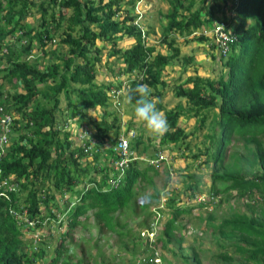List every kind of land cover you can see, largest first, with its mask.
Wrapping results in <instances>:
<instances>
[{"label": "trees", "instance_id": "obj_1", "mask_svg": "<svg viewBox=\"0 0 264 264\" xmlns=\"http://www.w3.org/2000/svg\"><path fill=\"white\" fill-rule=\"evenodd\" d=\"M165 2L166 10L157 13V21L162 17L165 21L159 22V29L155 32L153 28L143 31L133 23L135 16L129 13V8L134 0H128L129 8H120V0H0V46H4L6 51L0 54V103L13 114L4 140L0 142V181L5 180L0 182V264H38L36 261L43 253L39 247L31 250L33 245L37 246L32 233L42 230L45 217L50 218L49 222L57 223L56 194L67 193V196L75 195L77 198V202L69 206V198L65 194L67 199L61 202L64 208H68L65 212L67 229L75 227L79 223L78 217L90 211L99 229L104 227L113 231L124 226L125 229L122 228L118 234L128 233L126 224H121L116 216L126 207L129 210L133 208L132 186L136 179L145 185L142 189L149 187L156 193L157 188L153 178L145 175L135 161L130 162L121 180L110 183L107 159L114 153L111 147L119 135V116L115 111H107L109 119L102 116L95 121L85 115V110L96 106L106 108L110 97H114L113 89H119L122 82L127 86L122 94L125 100L130 89L137 84H145L152 89L157 108L162 110L159 98L166 86L162 79L164 67L176 63L183 72L194 59L193 55L180 53L175 36L184 38L203 27L211 29L214 22L221 24L223 30L234 38L226 43L227 56H217L222 60L225 72L215 79L194 73L172 87L174 97L183 98L185 105L178 102L163 110L169 127L162 137L158 136L157 144H178L193 129L203 124L209 126L210 131L203 134L208 142L203 149H212L204 160L205 164L210 157L212 161L210 195H228L235 190L238 196L251 199L250 195L254 194L261 203L256 213L249 206V214L233 211L217 224H210L211 233H217L214 239L221 246L224 247L226 241L235 253L249 257L254 264H264V141L258 136L264 135V0ZM119 12L121 17H116ZM26 15L36 25H29L28 20L23 22ZM232 20L235 22L231 23ZM148 33H158L156 42L169 53L155 50L154 43L144 39ZM55 35L66 46V50L56 56V61L40 64L37 60L21 57L30 55L33 43L42 47ZM124 35L132 38L133 44L124 49L115 47V40ZM21 39H26V42L20 44L16 51L13 47ZM192 39L198 43L208 41L211 49L217 52L221 49L215 37L207 38L200 31ZM96 40L110 43L111 56L117 57L121 63L111 82L96 84L93 81L94 66L99 60V50L94 45ZM3 81L12 88L20 86L21 92H5L2 96ZM61 92L66 106L64 112L61 110L58 114V95ZM37 94L40 98L36 97ZM131 103L136 106L135 97ZM208 109H216L213 114L217 113L218 117L206 120L204 112ZM180 116L194 118L196 123L189 133L177 124ZM71 120L91 125L94 132L88 138L91 135L99 146H103V141L107 144L102 148V156L90 151L91 160L86 161L84 148L87 141L83 146L73 144V132L66 129ZM233 134L242 138L246 149L237 160L242 164L232 165L233 161L225 168H217ZM146 138L147 141L151 139L150 136ZM131 140L137 153L149 156L154 152L151 140L144 141L141 134ZM184 146L187 148V141H184ZM199 154H202L201 150L191 157L197 159ZM228 168H233L234 172L226 173ZM80 182L90 186L78 190L75 185ZM216 182L224 185L218 187ZM192 185L188 187L197 190V184L194 182ZM165 205L172 211L160 229L164 237L163 247L174 237L176 219L184 211L171 200ZM139 206L143 208L146 204L140 203ZM149 214L151 212L146 209L145 217L138 220L136 226L148 229ZM136 232L138 238L140 230L136 229ZM64 235L60 236L54 255L43 264H68L67 258L63 257L66 249L63 247ZM131 237L136 239L135 235ZM190 256L193 264H201L197 251L192 247ZM218 256L224 261L231 260L226 253H218ZM150 257L148 255L146 259Z\"/></svg>", "mask_w": 264, "mask_h": 264}, {"label": "rangeland", "instance_id": "obj_2", "mask_svg": "<svg viewBox=\"0 0 264 264\" xmlns=\"http://www.w3.org/2000/svg\"><path fill=\"white\" fill-rule=\"evenodd\" d=\"M94 1L96 2V0ZM102 1L105 2L106 0ZM227 1L229 2V0ZM120 5V8L131 7L128 5V0H120ZM166 8L167 4L165 0H134L132 7L129 8V13L135 16L133 23L140 26L143 31L146 30V28H153L155 32H157L159 29V22L163 23L165 21L164 17L157 21V13L164 12ZM119 14L116 17H121L122 13L119 12ZM24 20H28L29 25H36V22L32 21L30 16L28 17L26 15L22 21L24 22ZM233 22L235 21L232 20L231 23ZM197 34L198 31H195L184 38L179 35L175 36V42L179 46L180 53L193 55L194 59L191 64L186 66L183 72H180L181 70L176 65V63L164 67L162 71V79L165 80L166 86L162 88V95L160 98L163 109L167 108L171 104H175L176 99L178 98L174 97L172 87L179 83L178 81L181 83L184 77L196 73L202 77L215 79L219 76V74H224L225 72V68L221 63L222 60L217 58L215 50L211 49L209 42L205 41L198 43L192 39V37L197 36ZM144 39L146 41L153 42L155 50H159L165 54L169 53V51L163 45H159V43L156 42L158 39V33H148ZM59 40L60 38L58 35H55L52 37L50 42H47L42 47H38L33 43L31 45L32 49L30 55H22L21 57H25L27 60H37V62H40V64L56 61V56L66 50V46L61 44ZM25 42L26 39H21L19 43L13 48L18 51L19 45L25 44ZM133 42L134 41L132 38H128L124 35L121 38L119 37L115 40V47L124 49L133 44ZM94 45L99 50V60L94 66L95 76L93 81L96 84L101 82H111L114 80L116 70L121 63L117 57L111 56L110 43L96 40ZM52 51H54V53ZM3 85L4 87L2 96H4L5 92L11 93L13 91L21 90L20 86L12 88L6 81H3ZM125 91L126 90H124L121 94L119 93L117 97L111 96L108 100V106L106 108L96 106L92 109H86L85 115L90 116L95 121H98L102 116H104L106 119H109V115L106 113L107 111H115L119 116V132L123 131V128H125L127 125L128 130L130 128L132 129L133 137L141 134L142 137L150 136L151 139H153V142L157 141L158 136L151 133L146 128L145 124L135 117L134 105L132 103H128L124 96H122ZM39 96L40 95L37 94L36 97L38 98ZM58 97V106L60 110L57 113L59 114L61 110L64 112L66 100L63 97L62 92L59 93ZM152 99L154 100V98ZM179 103H184L185 105V101H179ZM215 111L216 109H208L206 112H204L206 120H209V118H212V116L218 117L217 113L213 114ZM76 123L77 121L71 120L66 126V129H71L73 132L71 133V140L73 141V144L75 143L76 145L83 146L82 144L87 141V146L89 149H91L90 151L92 152L94 151V148H96L95 152H97L98 157L102 156V148H104V145L107 144L103 141V146L97 145V142L91 137L94 130L91 128V125H89L88 122L83 124L81 122L82 125L79 122L77 124ZM195 123L196 122L193 117H179L177 120V124H180L183 128V131L186 133L194 128ZM209 131V126L203 124L202 127L193 129L191 133L188 132L189 134L186 135V138L184 139V141H187V148L184 146V141L173 145V147H165L170 151L173 157V163L177 166L172 179L173 181L164 177L162 173H158V175L154 177L153 182L159 191L164 188L169 189L171 186L175 189V191L179 192L178 198L172 194L171 201L175 205L184 208L183 213H181L176 219L174 237H171L170 241L165 245V247H163L164 241L162 239L164 237L160 234V229L162 227L161 223L165 220V218L171 215L172 210L170 211L163 205L164 202H161L160 196L159 201L157 202H154L156 201L153 197L154 194L151 197H144L142 194H150L151 190L149 187L142 189L141 187L145 186L142 183L136 185V187L133 189V208H130L131 210H129L126 207L119 211L118 215L116 216L117 220L121 224H126L125 227L129 229L128 233L118 234V231H123L121 229L124 228V226L116 227L113 231H108L104 227L99 229L95 225V221L89 212L78 218L80 225L77 228L73 227L67 229L65 226L67 220H62L63 216L60 220L61 227L58 226V223L49 222L50 220H48L44 225L41 226L43 236L41 241L37 243L38 247L43 253V261L45 260L48 262L51 259L53 256L52 252L59 240V237L61 234H66L64 235L66 236V240L63 244V247L66 249L63 252V257L67 258L68 264H82L84 262L96 264H145L148 261L146 259L148 254L152 255V257L158 256L159 254L163 259L169 262L167 264H193L190 256L191 247L197 251L201 264H254L253 260L249 257L245 258V256L235 253L233 251L232 245H230L228 242L224 241V247L221 246L220 242L217 243L214 239L217 233H211L212 228L210 224H217L222 217L228 216L233 211L245 212L249 214V206H252L254 213H256L258 206L261 203H259V199L257 196H254V194L250 195L253 197V199H251L249 196H238L237 193H235V190L230 191L228 195L222 193L214 197L210 195L208 189L210 187L211 181L210 175L212 173V161L210 160L211 157L208 159L206 164L204 160L210 156L212 149H203V146L208 143L207 139L203 137V134ZM89 134H91L90 138H88ZM131 136L132 134L130 137ZM258 136L262 141H264L263 134H259ZM247 145L252 147L251 143H247ZM197 150H201L202 154H199L197 159H193L191 154L196 153ZM245 151L246 149L243 148V141L241 137L233 134L230 136L229 141L224 149V159L220 166L217 165V168H225L224 166L231 164L233 161L234 164L232 165L242 164L238 163L237 160L239 155L245 154ZM87 156H90V158L88 157L86 161H90L91 155L87 153L86 157ZM80 161H82V159H80ZM184 166L186 169L180 170ZM233 170V168H228L226 173H233ZM258 172L259 171H256V173ZM187 174L194 175V179L190 180L189 182H195L197 184L195 195L192 194V190L186 187L190 186L186 182V180H189V178L183 177L187 176ZM216 183L218 187L224 185L222 182ZM87 186V183L80 182L77 184L76 188L78 189ZM237 190L238 189H236V191ZM253 192L255 191L253 190ZM65 194L68 195L67 193ZM58 196L59 195L57 194L55 196L58 203L69 198V196L66 199H64L63 196L61 198ZM161 196H164V194ZM175 199H177V201H175ZM69 201H72V199L69 198ZM185 201H187L189 205L184 203ZM140 203L146 204V207L140 208ZM160 203L163 205V211L159 212L157 217L158 223H152L151 231L145 226H136L138 220L145 217L147 207L148 211L152 212V214H149L148 218L152 220L154 216L153 210H156V206H158L157 209H160ZM63 206V204H59V211L60 207ZM56 213H58V210H56ZM150 220L149 226L151 225ZM136 229L140 230V232H144L142 235L139 232L138 238ZM131 235H135L136 239L132 238ZM25 237H28V235H25ZM137 240H139L140 243H133ZM130 241L131 243H128ZM125 245H127L126 250ZM140 251L142 252L140 253ZM218 253H226L231 257V260H222L221 257L218 256ZM78 259L82 261L78 262Z\"/></svg>", "mask_w": 264, "mask_h": 264}, {"label": "clouds", "instance_id": "obj_3", "mask_svg": "<svg viewBox=\"0 0 264 264\" xmlns=\"http://www.w3.org/2000/svg\"><path fill=\"white\" fill-rule=\"evenodd\" d=\"M215 25H216V23L214 22L213 27ZM213 27L211 29H206V27H203L199 31H200V33L202 35H204L207 38L215 37L213 32H212ZM199 31H198V33H199ZM0 47L4 48V46H0ZM214 50H215L216 55L220 56L222 58H225L227 56L228 52H229V50H227L225 53L222 54L220 52H217L216 49H214ZM5 52L6 51H3L1 53H5ZM126 87L127 86H126L125 82H122V85H121V87L119 89H113L114 92L111 91V92H109V94H111L113 92L114 97H117L119 95V93L121 94V93H123L124 90H126ZM21 90L18 91V92H21ZM134 97H135V105H136V106H134L135 107V109H134L135 117L139 121L143 122L145 124L146 128L151 133H153L156 136L162 137L168 131V127H169L166 117L162 114L163 110H167V109L173 107L174 105H172L171 107H167L165 109L162 108V110H159L157 108V102L155 101V97H152V89L148 85H145V84H137L134 88L130 89L129 95L127 97L128 102L131 103ZM152 98H154V100ZM160 98H159V100H160ZM0 105H2L4 107V110L6 111L4 104L0 103ZM161 111H162V113H161ZM10 115L13 116V114H10ZM180 117H182V116H180ZM121 132H119V135L116 137V140H115L114 144L111 147V149H112V151L114 153L112 154L111 157H109L107 159L108 160V165H109V170H108V173H107V177L110 179V183L111 184L121 180L123 175H124V172H125L126 168L129 166L130 162H134V161L137 162V165H138L139 168H143L142 171L145 173V175L151 176L153 178V181H154V177L156 175H158V173H162L164 175V177H166L169 180L173 179V176L175 174L177 166L173 163V157H172L170 151L167 148H165V147H167V146L168 147H173V145H175V144L158 145L157 141L153 142L152 141L153 139H149L148 141L151 140L150 145H152V147H154V152L151 155L148 156V155H145V154H139V153H137L136 149L132 148L133 144H132V140L131 139L133 137V132H132L131 128L129 130H126V131H125V128H123V131H121ZM131 134H132V136L130 137ZM80 137H82V136H80ZM81 139H83V138H81ZM142 139L144 141H147L146 140L147 139L146 136L142 137ZM82 145H84V144H82ZM84 150H86V153L90 154V150L91 149H89L88 146H86V148H84ZM94 151H95V148H94ZM88 157L90 158V156H87L86 159ZM185 169L186 168L184 166L180 170H185ZM185 173H187V172H185ZM189 173H192V172H189ZM192 175L193 174H187V176H183L185 178H189V180H186V182L189 185H192V183L189 182L190 180H192ZM138 184H142V181L140 179H136V182L132 186V190ZM76 186L77 185H75V187ZM89 186H90V184H88L87 187L78 188V190H80L82 188H84V190H85ZM186 187L188 189L192 190L191 191L192 194L195 195V192L193 191L195 189L193 187L192 188H189L188 186H186ZM150 193H153V192L151 191ZM153 194H155L157 196V197L153 196L154 199L156 200L154 202L159 201V196H160L161 202H164L163 205L166 207L165 204L167 203L168 200H171L172 194H174V196L178 198L179 192L175 191V189L170 186L169 189L164 188V189H162L160 191L157 189L156 193L154 192ZM162 194H164V196H161ZM64 195L65 194L59 195L58 197L61 198L63 196L64 199H65L67 195L66 196H64ZM151 196H149V197H151ZM147 197H148V194H147ZM69 198L72 199V201H69V206H71V205H73L74 203L77 202V198L75 197V195H73L72 197H69ZM55 199H56V203L58 205V207H57V210H58L57 217L58 218L57 219L61 223L60 220H61L62 216H63L62 220H67L66 216H65V212H67L68 208L67 207L66 208H64V207L61 208L60 207V210L64 209L62 211L63 213H60L59 204L61 205V202L58 203L56 197H55ZM175 201H177V199H175ZM187 201H185L184 203L189 205V203ZM160 205H161V203H160ZM163 205L159 206L160 209H157L158 206H156V210H153V212H154L153 219L152 220L149 219L150 220V224H151L149 226V230L150 231H151L152 223L153 222L158 223L157 217L159 215V212L163 211L162 210ZM166 208L169 209L168 207H166ZM147 210H148V207H147ZM88 212L90 214V211H87L86 213H88ZM151 214H152V212H151ZM48 220H50V218L45 217L43 219L42 225H44ZM58 221H57V223H58ZM79 225H80V222L75 227L77 228ZM60 227H61V225H60ZM143 233H144L143 231L140 232L141 235ZM25 235H28V234L26 233ZM32 235L34 236L33 242L38 243L42 239L43 232H42V230H40V231H37L35 233H32ZM36 243H34V244H36ZM37 248H38V245L37 246L33 245L31 247V250H36ZM42 255H41L40 258L37 259L36 263L43 264V262L45 260L43 261V256ZM52 255H54V250L52 252ZM148 255H150V254H148ZM147 262L153 263V264H167V263H169L168 261L163 259L159 254H158V256H154V257H152V255H151V257L148 259Z\"/></svg>", "mask_w": 264, "mask_h": 264}, {"label": "built area", "instance_id": "obj_4", "mask_svg": "<svg viewBox=\"0 0 264 264\" xmlns=\"http://www.w3.org/2000/svg\"><path fill=\"white\" fill-rule=\"evenodd\" d=\"M212 32L215 36V40L218 43V46L221 45V49L219 50V52L222 54L225 53L228 49L226 43L228 41L233 40L234 38L228 34V31L223 30V26L221 24H216L213 27ZM3 51H5V49L3 47H0V53ZM11 118H12V115L7 113L4 110V107L0 105V142H3L4 140L5 132H7V127H8V124ZM2 181H5V180H2ZM0 194H1V191H0ZM29 224H32V223L29 222Z\"/></svg>", "mask_w": 264, "mask_h": 264}, {"label": "crops", "instance_id": "obj_5", "mask_svg": "<svg viewBox=\"0 0 264 264\" xmlns=\"http://www.w3.org/2000/svg\"><path fill=\"white\" fill-rule=\"evenodd\" d=\"M193 75V74H192ZM184 79H185V77H184ZM184 79L181 81V82H183L184 81ZM179 83H180V81H178ZM183 98H181V99H176V102H175V104L176 103H178L179 101L180 102H182V101H185L184 99L182 100ZM175 104H171V105H169L168 107H171L172 105H175ZM183 105H184V103H182Z\"/></svg>", "mask_w": 264, "mask_h": 264}, {"label": "bare ground", "instance_id": "obj_6", "mask_svg": "<svg viewBox=\"0 0 264 264\" xmlns=\"http://www.w3.org/2000/svg\"><path fill=\"white\" fill-rule=\"evenodd\" d=\"M218 13V12H217ZM218 45V44H217Z\"/></svg>", "mask_w": 264, "mask_h": 264}]
</instances>
